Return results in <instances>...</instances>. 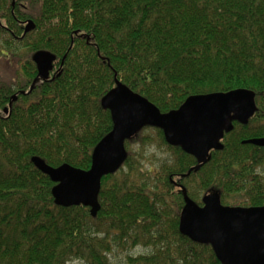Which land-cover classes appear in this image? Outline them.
<instances>
[{
    "label": "trees",
    "instance_id": "1",
    "mask_svg": "<svg viewBox=\"0 0 264 264\" xmlns=\"http://www.w3.org/2000/svg\"><path fill=\"white\" fill-rule=\"evenodd\" d=\"M38 51L55 56L46 81L32 62ZM115 81L161 113L236 89L254 92L256 112L187 177L196 160L144 128L125 142L123 167L102 178L92 218L86 207L56 206L54 183L30 160L88 170L112 129L100 101ZM259 138L264 0H0V264H114L115 248L138 247L146 253L124 264H220L209 245L179 234L178 186L199 206L218 193L224 206L264 207V149L242 144ZM134 144L167 158L145 170Z\"/></svg>",
    "mask_w": 264,
    "mask_h": 264
},
{
    "label": "water",
    "instance_id": "2",
    "mask_svg": "<svg viewBox=\"0 0 264 264\" xmlns=\"http://www.w3.org/2000/svg\"><path fill=\"white\" fill-rule=\"evenodd\" d=\"M33 29L34 24L28 21L23 36ZM54 61L55 56L47 51L33 54L37 79L46 81L49 78ZM15 100L12 96L11 101ZM100 103L110 114L112 129L94 147L88 170L67 164L53 168L38 157L30 160L54 183L51 195L56 206H83L89 209L92 218L99 211L97 198L102 178L122 168L127 159L125 142L142 129L160 130L168 146L179 147L196 160V168L182 176L185 177L206 164L210 152L223 149L221 140L232 131L234 122L246 125L256 112L254 92L236 89L190 96L177 110L161 113L118 81ZM3 113L7 114L8 108ZM242 144L264 149L263 138L248 139ZM179 189L184 202L178 222L181 236L195 244L209 245L221 264H264V207L223 206L218 193L203 196L199 206L182 186Z\"/></svg>",
    "mask_w": 264,
    "mask_h": 264
},
{
    "label": "rangeland",
    "instance_id": "3",
    "mask_svg": "<svg viewBox=\"0 0 264 264\" xmlns=\"http://www.w3.org/2000/svg\"><path fill=\"white\" fill-rule=\"evenodd\" d=\"M25 27V25H24ZM129 151L136 155L137 159L139 160L140 166L143 169H149L151 165H158L160 161L166 160L167 154L164 152L163 149H159L153 145L146 146L142 148L140 144H134L129 148ZM142 156L141 158H139ZM152 161H157L156 163H152ZM140 167V168H141ZM227 206H233L229 203ZM146 253V250L143 248H136L129 251H121L119 248H115L113 256H111V260L114 264H124L126 255L130 256H137L139 254ZM71 264H82L81 262H73Z\"/></svg>",
    "mask_w": 264,
    "mask_h": 264
},
{
    "label": "bare ground",
    "instance_id": "4",
    "mask_svg": "<svg viewBox=\"0 0 264 264\" xmlns=\"http://www.w3.org/2000/svg\"><path fill=\"white\" fill-rule=\"evenodd\" d=\"M50 73H51V72H50ZM49 76H50V75H49ZM188 176H189V175H188ZM185 177H187V176H185ZM201 205H202V204H201ZM201 205H200V206H201ZM219 263H220V262H219ZM220 264H221V263H220Z\"/></svg>",
    "mask_w": 264,
    "mask_h": 264
},
{
    "label": "flooded vegetation",
    "instance_id": "5",
    "mask_svg": "<svg viewBox=\"0 0 264 264\" xmlns=\"http://www.w3.org/2000/svg\"><path fill=\"white\" fill-rule=\"evenodd\" d=\"M178 187H180V186H178Z\"/></svg>",
    "mask_w": 264,
    "mask_h": 264
}]
</instances>
